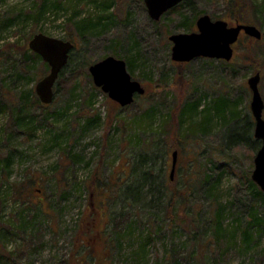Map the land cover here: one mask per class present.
<instances>
[{
    "label": "rangeland",
    "instance_id": "1",
    "mask_svg": "<svg viewBox=\"0 0 264 264\" xmlns=\"http://www.w3.org/2000/svg\"><path fill=\"white\" fill-rule=\"evenodd\" d=\"M42 2L0 0V21L15 22L0 29V78L7 81L13 102L18 103L22 93L35 92L36 82L47 74L41 63H33L30 78L15 81L14 68L23 59L21 48L31 37L44 33L76 46L61 73L67 82L56 85L55 99L46 109L48 119L40 110H32L37 119L28 126L32 129L27 136L14 127V117L0 115V264H75L89 251L83 264H167L173 251L183 264H214L211 251L192 249L188 233L173 222L174 215L167 217V196L160 184L170 180V148L176 140L163 143L159 133L161 122L169 118L180 120L182 136L193 133L186 147L179 149L172 182L175 189L192 188L190 206L197 204L201 210V236L212 234L209 214L216 199L231 239L220 264H264V226L251 230L249 241L244 236L252 211L264 218V202L257 195L261 189L250 187L245 178L251 179L262 145L254 136L247 84L256 71L236 61L245 46L254 43L242 35V44L235 45L233 59L226 63L196 58L179 64L171 59L173 44L168 37L177 32L181 19L205 12L213 20H226L224 1L187 0L182 3V16L166 14L157 26L144 0H60L59 10L34 22L28 13ZM256 14L255 25L264 35V18ZM83 20L89 26L82 38L75 25ZM254 46L263 51L256 61L264 100V40ZM107 55L132 61L134 69L129 73L148 89L127 110L114 109L118 104L94 85L88 69L82 67L83 61L93 64ZM149 108L154 109L149 128L157 142L143 153L140 148L149 131L140 133L138 119ZM95 175L112 191L98 187L91 212L87 183ZM32 177L29 191L23 199L17 198L15 187ZM115 218L121 221L116 233L112 232ZM86 222H92L90 234L81 232ZM109 236L116 243L109 244Z\"/></svg>",
    "mask_w": 264,
    "mask_h": 264
},
{
    "label": "trees",
    "instance_id": "2",
    "mask_svg": "<svg viewBox=\"0 0 264 264\" xmlns=\"http://www.w3.org/2000/svg\"><path fill=\"white\" fill-rule=\"evenodd\" d=\"M186 1L187 0H185L184 3ZM204 1L213 4L215 3L216 0H204ZM223 1L225 4V11L223 14V18L228 20L230 23L239 22L243 24H255L257 12H259L264 18V1H259V0H223ZM59 4H60V0H54L53 3H47V0H43L42 4L36 10L28 13V16H30L34 22H39L42 18H45L46 15L52 14L54 10H59V7H61V5ZM183 4L181 3L177 7L171 9L167 14H170V15L180 14L182 16L180 11H181ZM254 11L255 13L254 15H252V12ZM204 13L205 12H200L197 15L190 17L189 19H186V17H183V18L181 17L182 18L181 23L177 25V28H176L177 32L175 33H181L180 31L184 33L192 32L195 29L196 19L200 17L201 14H204ZM220 18H222V16ZM67 20L68 22L72 21V18H69ZM162 20L163 19H161L159 22H154V24L157 26L159 23H161ZM13 26H15V22L12 21V19L10 18L4 19V21H0V29L2 30H5ZM75 26H76V29L78 30L79 36L83 38L84 34L87 32L89 24L86 23L85 20H83V21L78 22L77 25ZM167 31L169 33L172 32L170 30H167ZM167 31L165 32V35L169 34ZM241 40L243 41V39L240 38V40L238 41V44H242ZM250 40L254 43V45H260L264 40V35H263L262 40L260 41H256L254 39H250ZM254 45L253 46L246 45L245 53H243L241 57L238 56L236 58V61L238 62L237 64L240 66L249 64L254 67V71L259 72L260 67H259L258 61L256 60L260 58V56L263 55V51L261 49L254 48L255 47ZM21 55L23 59L20 61L18 67L14 68V70L16 71L14 75L15 81L28 80L30 78L29 76H31L32 74V70H33L32 64L33 63H38V64L41 63L43 70L48 71V66L45 63H43L40 56L33 53L29 49L28 41L21 48ZM108 56H114V55H107L105 57H108ZM70 62H71V54H70L69 61L66 67L69 66ZM126 63H127L128 70L132 73L134 69L132 61L127 60ZM223 63H226V62L223 61ZM82 64H83L82 67L85 69H88L90 65L89 62H84V61ZM39 72L40 71H35L34 74L38 75ZM61 78L62 77L60 74V77L56 85L59 86V84L65 83L64 81L66 80H63ZM69 80L72 81L73 79H69ZM6 82L0 78V115L10 114L11 117H14L13 124H14V127H16L17 131L20 133L21 132L26 133V135L28 136L30 135V131L32 129V127L29 128L28 126L31 125L35 119H37V115L33 113L32 110H35V111L40 110L41 116H43V118L48 119L47 114H46V109L49 108V105H43L38 99L36 93L33 91L27 95L22 93L21 95L18 96L19 102L18 103L13 102L11 100L10 93H9L11 89L7 85ZM160 84H165V83L161 82ZM145 89H146V94H145L146 96L148 94V89L146 87ZM135 104H136V101L132 105L125 107V108L115 105L114 109L127 110L130 107L134 106ZM176 108L177 107H175V109ZM14 110H17L16 114L12 113ZM153 112H154V109L149 108V109L144 110L143 112L141 111L139 114L138 125H140V129H142L140 130V133L143 135H146L147 134L146 131L147 130L149 131L148 141L147 140L144 141V145L140 148L141 152L143 153L150 151L157 142L156 137H155L156 133H154L155 131L149 128V126L153 125V122H154L153 118H155V116ZM27 119H30L28 120L29 122H26ZM161 124H162V127H161L162 130H161V133H159V136L161 135L163 137L162 142L166 143L168 138L171 139L175 137L176 141L174 142L173 145H171L170 149L173 151H178L179 153V149L183 150V148L186 147L185 144H187V142L191 140V136L193 135V133L190 132L189 135L182 136L180 134L181 128H179V126L181 125L180 120L179 122H177L176 120H172L169 118L165 121L163 120ZM249 124H252V123L250 122ZM10 155H12L11 152L9 153V156ZM8 163H9V158L6 159V164L8 165ZM33 178L34 177H32L31 179H28L27 182L20 183L19 186L15 187V194L17 198L19 199L24 198L26 193L29 191V182L31 180L33 181ZM245 178L248 180L250 187L254 189L258 188V186L252 181V179L249 178L248 175L245 176ZM172 181L173 180H166L165 178L160 184V187H162L164 194L167 196V197H164L166 208H167V217L170 216V213L174 215L173 222L176 223L177 221L179 225L188 233L190 237V241L192 242L190 245L192 249L203 248L207 251L210 250L211 251V261L214 262V264H220L221 257L231 247V239L226 234L227 229L225 227V220L223 217V210L221 206L220 205L215 206L217 204L216 199L214 200L215 201L214 204H211L212 206H214V208L210 210L209 226H212L213 231H212V234L210 233L205 234V235L203 234L201 236L200 230H201L202 221L199 218L201 215V210L199 209V207H197V204H195L196 208L190 206V205H193L190 203V200H189L190 199L189 194L191 193L192 188L190 187V185H185L184 188L181 190L175 189ZM87 185H88V189L90 192V195L88 198L89 205H90V211L93 212L94 211V202H93L94 198L93 197H95L98 194L97 188L104 186L105 188L106 187L108 189L110 188L112 191V187L109 183L100 184L99 179L96 175L94 176V179H91L87 183ZM263 193H264L263 191L258 190L257 195L260 196L258 197L259 201L263 200L264 202ZM257 215H258L257 212L252 211V213L250 214L248 218L249 222L247 223L248 224L247 228L244 230V236L246 237L247 241H249L250 239L251 230L253 231L254 228L256 227L258 228L261 225L264 226V218L260 219L259 217H257ZM151 221L152 219H149V222ZM120 224H121L120 218L113 219L112 232L116 233L120 229ZM205 228L208 229L207 227ZM90 230H92V222H86L84 225H82L81 232H85L84 234H90V233H87ZM149 236H153V235L150 233ZM88 237L90 239L92 236L89 235ZM197 239L201 240L200 243H198ZM81 240H82L80 241L81 244L84 247H87L85 240L83 238ZM108 240H109L108 241L109 244L116 243L117 241V239H110V236L108 237ZM149 240H151V238ZM151 241H153V239ZM89 255H90V251L88 254L84 255L81 259L75 260V264H83L87 262ZM166 262L167 264L185 263L183 259L179 258V254L174 251L170 253V256L166 260Z\"/></svg>",
    "mask_w": 264,
    "mask_h": 264
},
{
    "label": "water",
    "instance_id": "3",
    "mask_svg": "<svg viewBox=\"0 0 264 264\" xmlns=\"http://www.w3.org/2000/svg\"><path fill=\"white\" fill-rule=\"evenodd\" d=\"M183 1L185 0H144V4L150 19L157 22ZM196 27V31L174 33L169 36V41L173 44L171 49L173 62L189 63L196 58L229 62L234 56V44L238 42L242 32L258 41L263 38L262 31L255 24L236 22L232 25L225 20H212L207 14L197 19ZM28 46L49 66L48 73L36 82L34 90L43 105H50L55 99L56 82L66 67L75 44L70 40L37 33L30 39ZM88 71L94 85L122 108L132 105L136 98L146 93L142 83L132 78L127 63L123 59L114 56L105 57L91 64ZM260 81L261 74L256 72L248 79L247 84L252 93L250 109L255 121L254 136L262 141L254 158L251 179L264 192V100L259 88ZM178 154V151L172 152L173 164L170 179L176 169Z\"/></svg>",
    "mask_w": 264,
    "mask_h": 264
}]
</instances>
